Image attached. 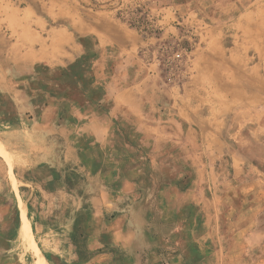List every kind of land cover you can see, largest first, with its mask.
<instances>
[{
  "label": "rangeland",
  "instance_id": "1",
  "mask_svg": "<svg viewBox=\"0 0 264 264\" xmlns=\"http://www.w3.org/2000/svg\"><path fill=\"white\" fill-rule=\"evenodd\" d=\"M185 1L191 0H0V226H10L7 237L16 239L11 254L34 256L36 264L38 251L49 264H144L150 250L170 252L163 226H200L203 248L209 235L225 250L222 264H264V55L258 71L250 55L208 78L197 118L219 124L218 136H207L219 144L209 150L197 127L189 134L181 119L164 110L160 116L149 104L110 111L104 84L92 74L97 43L84 34L95 18L111 32L110 22L141 34L162 70L190 77L194 43L183 38L184 26L192 30L193 20L204 31L216 8L200 0L205 22L194 17L182 25L176 7ZM35 16L47 30L35 24L36 37H17L13 20ZM60 29L72 45L83 44L81 55L72 47L57 55L67 39ZM107 55L109 74L117 52ZM58 57L59 64L47 63ZM226 77L247 97L261 88L262 102L245 103L234 93L220 99ZM138 120L143 136L127 132ZM255 236L262 240L260 263L259 247L245 245ZM177 264L203 263L183 256Z\"/></svg>",
  "mask_w": 264,
  "mask_h": 264
},
{
  "label": "crops",
  "instance_id": "2",
  "mask_svg": "<svg viewBox=\"0 0 264 264\" xmlns=\"http://www.w3.org/2000/svg\"><path fill=\"white\" fill-rule=\"evenodd\" d=\"M1 1L4 4L5 1L8 0ZM211 6H214L216 9L207 14L209 19V23L206 24L207 29L200 32L198 29L199 27L194 26L193 20V26H191L192 30H190L188 26H184L186 28H184L183 38L194 43L190 52L193 56L190 77L182 76V73L179 75L176 74L175 76V74H168V72L162 70L159 66L160 64L149 55V51L144 50L145 46L147 47L149 45V40L141 34L110 22L108 24L113 25L111 28H115V31H113L115 34L113 36V32L107 28H101L105 25L95 20V18L93 23L89 21L90 25L86 26L88 30L84 35H93L97 43L95 49L97 57L94 55L92 74L95 76L100 86L104 84L105 92H103L102 98L105 102H111V106L109 107V109H111L110 111L117 108V105L121 107L122 105L128 106L132 104V108H137L139 110L141 107L134 106L135 104H149V109L160 114V116H162L160 112L164 110V115L174 114L181 119L184 124L188 126L187 133L189 134L196 132V130L192 129V126L197 127L198 134L204 136L201 143L204 145V150L212 149L219 144L217 141L207 138V136L212 135L218 136L219 124L214 126L211 124L209 127L206 125L207 123L204 122L203 118L198 120L197 112L199 110V104L206 101L205 92L207 90L208 78L214 74H216L213 76L215 78L220 76L218 74V67H221V71L224 70V68H226L227 71L232 61L237 63L245 62L250 55H253L255 59L252 68L255 71L261 69L263 62L262 55H264V0H213ZM176 8L179 12V17L184 20L182 25H187V22L190 24L188 19L194 17L198 19L197 24L204 21L200 18L203 13L201 11L200 0L185 1ZM181 10L191 12L193 16L189 14L187 16L186 13L182 15ZM17 15L19 16L20 14ZM34 18H30V21L13 20L17 23V26L12 25L13 31L16 32L15 35L24 38L30 34L32 37L33 35L35 36L38 27L47 30L45 22L38 20L37 16ZM1 20H4L3 24L6 23V19ZM32 22L33 27L30 24ZM85 22V19L79 21V23L82 24ZM35 24L38 26L37 28L34 27ZM83 27H85V25ZM53 31L55 30L53 29L48 33L50 37ZM58 32L66 34L67 39L64 44H61V50L56 52L57 55L66 56V54H69V47L73 48L74 53L77 52L79 55L82 54V43H73L72 45L69 33H67L65 29H60ZM98 34L104 36H98ZM199 39L204 42L202 43L205 44L204 47H200L199 44H197L199 43L197 42ZM225 39H231L230 42L233 45L229 48H225L223 46ZM246 43H250L251 45L246 48ZM111 50L117 52L116 59L118 65L115 66L114 72L108 74L105 72L104 63L106 61V56H108L107 54L111 52ZM62 59H59V57L56 58L55 61L50 59L47 60V63L49 65L59 64ZM258 84L261 85L260 81H258ZM220 87L222 94L220 99L222 100L226 98L229 100V93H234L236 96H240L245 103L247 101L253 104L262 102V96L260 94L261 88H258V91L255 90L256 92H253L247 97V94L241 95L235 88H231L228 77H226L225 82L223 81V83H221ZM163 95L168 98V100L165 101L168 105L163 102ZM194 103H198L196 109L193 108ZM147 114L150 115L149 112ZM109 115L112 116V112H109ZM112 122L113 121L110 120V123H105L107 132L109 128L111 129ZM133 123H138L139 126L135 125L137 129L127 126L129 129H126L127 132H140L143 136L142 130L138 128L144 126L143 123L140 120ZM9 227L0 226V264H36L37 258L34 256L32 259L30 258V260L27 257L25 259H20L19 256L10 253L16 239H9L7 237L10 231ZM199 227L200 226H163L164 239L162 240H165V243L167 242L169 244L171 247L170 252H165L164 250H150L147 261H145L144 264H177L181 262L183 256L189 263L198 261L199 259H201L203 264L225 263L223 255L225 254V250L214 238L212 239L207 235V240L204 241L205 248L201 246L202 243L198 238ZM251 227L252 226L248 229L251 230ZM257 230L254 228L255 232ZM182 231L186 233H182ZM151 236L153 237V235ZM159 240L160 239H158V241ZM217 245L219 247H217ZM245 245L253 248L259 247L261 254L256 257L259 263L262 262L261 237L255 236L253 242L248 244L246 242ZM110 255V257L113 256V254ZM38 256L40 264H49L39 251ZM104 256L106 260L109 259L108 255ZM104 264L112 263L107 261ZM130 264H134V262Z\"/></svg>",
  "mask_w": 264,
  "mask_h": 264
},
{
  "label": "built area",
  "instance_id": "3",
  "mask_svg": "<svg viewBox=\"0 0 264 264\" xmlns=\"http://www.w3.org/2000/svg\"><path fill=\"white\" fill-rule=\"evenodd\" d=\"M180 59H181V56H180V54H174V56H173V58H172V60L173 61H175V62H178V61H180ZM171 65H173V64H171Z\"/></svg>",
  "mask_w": 264,
  "mask_h": 264
},
{
  "label": "bare ground",
  "instance_id": "4",
  "mask_svg": "<svg viewBox=\"0 0 264 264\" xmlns=\"http://www.w3.org/2000/svg\"><path fill=\"white\" fill-rule=\"evenodd\" d=\"M31 242H33V241H31Z\"/></svg>",
  "mask_w": 264,
  "mask_h": 264
}]
</instances>
